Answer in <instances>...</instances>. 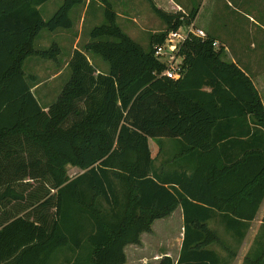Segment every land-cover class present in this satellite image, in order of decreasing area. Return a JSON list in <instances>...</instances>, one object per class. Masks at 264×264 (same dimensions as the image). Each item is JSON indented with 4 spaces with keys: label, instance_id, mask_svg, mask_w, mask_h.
Masks as SVG:
<instances>
[{
    "label": "trees",
    "instance_id": "obj_1",
    "mask_svg": "<svg viewBox=\"0 0 264 264\" xmlns=\"http://www.w3.org/2000/svg\"><path fill=\"white\" fill-rule=\"evenodd\" d=\"M47 1L0 0V264H50L63 247L77 255L70 264H125L124 247L139 244L179 204V257L164 255L158 264H227L211 246L228 257L235 252L206 221L222 213L240 243L264 199V104L251 78L210 34L184 43L180 78L160 75L153 45L195 19L197 9L185 14L172 0H147L165 28L151 34L146 50L117 25L106 1V22L72 51L68 81L42 106L25 60L56 59V44L36 49L35 39L42 29L72 27L70 11L83 2L64 0L46 20L38 6ZM244 135L247 149L229 151ZM163 137L178 139L191 156L188 172L156 167L150 141L161 152ZM68 166L82 172L70 177ZM35 180L47 186L44 193L28 190ZM262 227L243 264H263L264 215Z\"/></svg>",
    "mask_w": 264,
    "mask_h": 264
},
{
    "label": "rangeland",
    "instance_id": "obj_2",
    "mask_svg": "<svg viewBox=\"0 0 264 264\" xmlns=\"http://www.w3.org/2000/svg\"><path fill=\"white\" fill-rule=\"evenodd\" d=\"M86 1L89 3L88 7H85ZM106 1L110 3L111 8L116 13L115 21L117 25L146 50L149 47L151 34L164 30L165 28L164 23L152 11L150 3L147 0H83L82 3L75 5L70 11V18L73 25L68 29L62 30L63 36H59L55 32L52 33L47 29H42L34 42L36 49H47L54 41H58L61 46V52L58 53L56 59H43L32 56L25 63L24 70L26 74L34 75L42 81V85L34 89L35 95L42 106H47L56 100L61 89L70 77L71 71L67 63L70 57L72 41L75 40L78 49H82L83 45L91 40V30L106 22ZM182 1V6L185 5L184 8L187 14L193 7L198 9L199 13L195 20L196 25L201 27L206 34L210 32L216 37L225 39L228 47H233V45L235 46L237 44L245 48V45H249L250 40H256L258 37L264 35V0L257 2L253 8H239L233 4V6H228V0ZM63 2L64 0H49L39 5L38 8L42 17L46 20L52 17ZM249 16L253 20L255 19L257 23L249 20ZM218 42L220 45H225L220 40ZM86 55L99 70L107 71L108 64L100 56L89 52H86ZM226 55L228 58L226 56L225 58L230 60V53L226 51ZM59 70L60 72L55 78L53 76L49 79L52 74L57 73ZM151 144L154 150L156 148L158 150L160 147L158 142L151 141ZM155 154L153 152L152 156H155ZM77 173L74 168L70 170L71 176ZM42 182L35 180L33 183H29L27 186L28 190H37L41 191L39 193H44L47 186ZM53 192L54 190L51 191V193ZM42 212L50 215L53 212V208L46 206L42 208ZM177 229L176 225L167 228V230L165 228L164 230L155 228L156 232L160 235L164 231L175 234ZM212 229L216 230L230 244L231 250L237 254L235 258L228 257L225 251L221 250L218 244H216L218 247H216L217 251L226 259L227 264H243L244 256L249 254L256 246L255 237L261 233V228H248L245 238L240 243H237L233 242L232 239L223 233V228H218L217 226V228ZM154 241L153 239L151 242L147 240L146 252L153 249L158 251L162 248L160 250H171L174 254V249L166 248L165 242L162 243V246H159L158 242ZM172 245H175V243ZM69 251L70 249L68 247L58 249L54 253L50 264H67V257L70 255ZM80 257L83 260L85 256L81 254Z\"/></svg>",
    "mask_w": 264,
    "mask_h": 264
},
{
    "label": "crops",
    "instance_id": "obj_3",
    "mask_svg": "<svg viewBox=\"0 0 264 264\" xmlns=\"http://www.w3.org/2000/svg\"><path fill=\"white\" fill-rule=\"evenodd\" d=\"M172 1L174 2V4L178 8H180L181 10L184 11L185 14H187L185 12V8H184L185 5L182 6V4H183L182 0H172ZM228 1H229V3H227L228 6L234 5V6L239 7V8H243V7L253 8L255 6V4L257 2H259L260 0H231V1L228 0ZM88 6H89V3L86 1L85 7H88ZM198 13H199V11L197 9V14L195 16L194 21L196 20ZM249 20H253L251 16H249ZM253 22L257 23L255 19L253 20ZM62 30L63 29H57V30H54L51 32L52 33L55 32V33H58L59 36H63L64 34H63ZM208 34H210L216 40H220L223 44H225L227 46L226 51L228 53H230V60H232L249 78H251V80L253 81L255 87L257 88V90L260 94L261 100L264 104V35L261 37H258V39H256V40L255 39L250 40L249 45H247V46L245 45V48H242L241 46H238L237 44L235 46L233 45V47L232 46L228 47L227 41L225 39H221L220 37H216L213 34H211L210 32H208ZM53 44H56L57 47L59 48V52H61L60 43L58 41H54V43H52V45ZM75 48H78V47L76 46L75 40H73L71 50H70V55ZM226 57L228 58L227 55H226ZM26 60H25V63H26ZM25 63H24V67H25ZM59 72H60V70L57 73L52 74L49 77V79L53 76H54L53 78H55V76ZM41 83H42V81L39 80L38 78H36L33 81V84H31V90L34 91V89H36L37 87L42 85ZM247 120H248V123L250 125H252V123L249 120V117H247ZM247 138H248V135H244V136L240 137L239 143L238 142L235 143L234 146L229 148V151L241 152V151L247 149V144H245L243 142V140H246ZM161 142H162L163 148H162L161 152H158L157 148L155 150L153 149L151 141H150L151 152L156 153L155 154V156H156V159H155L156 167L162 171L170 170V171L175 172L176 170H178V171L186 170L188 172L189 168L192 165L191 156L187 155L186 152H183V148L181 146V143L178 141V139L164 138L163 137V138H161ZM218 146L222 150L226 149V146L221 147L219 144H218ZM72 168H74L78 172L77 174L82 172V170H80L77 167L68 166V174L70 177H74L77 175V174L74 176L70 175V170ZM222 215H223L222 213L214 210V211H212L211 217L206 221V223H207L209 228H217V226H218V228H223V231H224L223 233L228 238L232 239L230 234L225 230V228H227V226H226V222H224V220L221 218ZM263 215H264V199L261 202L254 219H252L249 222V225L247 228H263L262 227ZM173 225H176L178 228L175 234L170 233V232L166 233L164 231V233L160 232L162 234V235H160L155 230V228H160L161 230H164V228H165V230H167V228H170ZM256 225H257V227H255ZM217 235L221 239H223L226 246L229 245V247L231 248L230 244H228L225 241V239L220 234H218V232H217ZM183 237H184V211H183L182 205L179 204L168 216L154 220V222L152 223V226H151V231L142 232L140 234V243L139 244H128L124 247V251H125V255H126L125 263L126 264H146V263L158 264L164 255L170 256L173 259V261L176 262L178 257H179ZM244 238H245V236H244ZM152 239H153V241L155 239V241L158 242L159 246H162V243L165 242L166 248L168 247L170 249H174V254L172 253V251L170 249H169L170 251L160 250L162 248H160L158 251H156V249H153L149 252H146L147 251L146 242H147V240H149L151 242ZM232 240H233V242H237L234 239H232ZM173 243H175V245H172ZM211 247L216 248L217 245L213 244ZM69 254L70 255L67 257V260H68L67 264H70L71 262L76 260V257H77L76 254H72V252H70V251H69ZM80 256H81V254L77 258L79 262L82 261ZM236 256H237V254L235 253L234 258Z\"/></svg>",
    "mask_w": 264,
    "mask_h": 264
},
{
    "label": "built area",
    "instance_id": "obj_4",
    "mask_svg": "<svg viewBox=\"0 0 264 264\" xmlns=\"http://www.w3.org/2000/svg\"><path fill=\"white\" fill-rule=\"evenodd\" d=\"M192 37H198L202 40L207 37L206 32L198 27L194 19L189 23L181 24L177 29L167 32L162 43L153 45V54L164 64V69L160 75L171 79H178L183 73V55L181 49L184 43ZM214 47H219L218 40L212 41ZM224 46V45H223ZM226 49V47L224 46Z\"/></svg>",
    "mask_w": 264,
    "mask_h": 264
}]
</instances>
